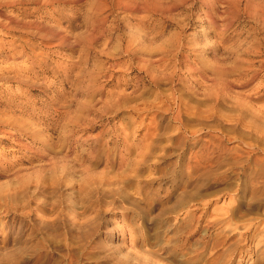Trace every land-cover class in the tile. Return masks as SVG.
Wrapping results in <instances>:
<instances>
[{
	"label": "rangeland",
	"instance_id": "rangeland-1",
	"mask_svg": "<svg viewBox=\"0 0 264 264\" xmlns=\"http://www.w3.org/2000/svg\"><path fill=\"white\" fill-rule=\"evenodd\" d=\"M98 1L0 86V264H264V0Z\"/></svg>",
	"mask_w": 264,
	"mask_h": 264
},
{
	"label": "bare ground",
	"instance_id": "bare-ground-1",
	"mask_svg": "<svg viewBox=\"0 0 264 264\" xmlns=\"http://www.w3.org/2000/svg\"><path fill=\"white\" fill-rule=\"evenodd\" d=\"M98 1V0H97ZM129 1V0H127ZM148 1V0H147ZM99 2V1H98ZM72 3V2H71ZM75 3V2H74ZM136 3V1H135ZM62 4L61 0H28L25 4L21 2V0H8L0 2V33L5 34L7 37H10L11 40L7 43L12 49H8L3 42H0V86L9 81L10 76L13 75V79L21 78L28 76L33 71V66H25L17 63L20 57H23V52L25 48H34L35 42L34 40L39 39L44 44V48L52 49L51 43L53 41H58L56 43L57 48H62L63 46L69 47L71 44L66 37H61L58 31H55L52 27L47 26L48 24H44L43 20H47L48 22H56L57 19H51L47 17H38V20H32L31 18L35 16L36 12H40L41 8L43 10L49 9V11H45V13H56L59 5ZM73 4V3H72ZM119 4V3H118ZM139 4V3H138ZM161 4V3H160ZM254 5V4H253ZM262 5V4H261ZM28 6H31L28 8ZM114 6V5H113ZM130 6V5H129ZM150 6V5H149ZM227 6V5H226ZM104 7V6H103ZM159 7V6H158ZM239 7V6H238ZM255 7V5H254ZM258 7V6H257ZM139 8V7H138ZM151 8V7H150ZM263 10L258 13V10H254L252 12L255 13V17L258 18L255 22L257 23V31H262V36L256 38L252 43H248L243 50V55L247 58H251L252 56L255 59H261V62L264 63V7H260ZM105 9V8H103ZM136 9V8H135ZM155 9V8H154ZM159 10V8H158ZM261 10V9H260ZM101 11V10H99ZM150 11V10H149ZM227 11V10H226ZM249 10H247L248 12ZM251 11V8H250ZM42 12V11H41ZM44 12V11H43ZM154 13V12H153ZM162 13V12H160ZM128 14V13H127ZM245 14V13H244ZM248 14V13H247ZM45 15V14H44ZM133 16V15H132ZM135 16V15H134ZM252 17V15H250ZM213 17V16H211ZM101 18V17H99ZM254 18V17H253ZM98 19V18H97ZM216 19V18H215ZM233 19V18H232ZM84 20V18H83ZM252 20V19H251ZM46 21V22H47ZM97 21V20H95ZM94 21V22H95ZM104 21V20H103ZM215 26H218L215 21H211ZM229 22V21H228ZM91 23V22H90ZM52 24V23H51ZM50 24V25H51ZM57 24V23H56ZM87 24V23H85ZM89 24V23H88ZM209 24V23H208ZM223 24V23H222ZM253 24V23H252ZM91 25V24H89ZM93 25V24H92ZM57 26V25H56ZM101 26V25H100ZM59 27V25H58ZM92 28V27H91ZM60 29V28H59ZM96 29V28H95ZM92 30V29H91ZM99 30V29H98ZM101 30V28H100ZM258 31V32H259ZM93 32V31H92ZM99 33V32H98ZM97 33V34H98ZM105 34V33H104ZM261 34V33H260ZM108 36V35H107ZM257 36V35H256ZM255 36V37H256ZM259 36V35H258ZM22 37H28V43H23L20 41ZM89 37V36H88ZM105 38H107L105 36ZM252 38V37H251ZM89 41V40H88ZM86 41V42H88ZM17 42L19 44H17ZM95 42V41H94ZM93 42V43H94ZM53 44V43H52ZM41 45V44H40ZM75 46V44H73ZM92 45V44H91ZM71 46V45H70ZM43 48V47H42ZM134 48V47H133ZM177 49V48H176ZM33 52V49H30ZM27 51V50H26ZM139 51V50H138ZM242 51V50H241ZM139 53V52H138ZM241 53V54H242ZM136 55V54H135ZM28 56V55H27ZM26 57V56H25ZM40 57V56H38ZM241 57V56H240ZM244 57V59H245ZM252 57V58H253ZM246 58V59H247ZM164 59V58H163ZM167 59V58H166ZM162 60V59H161ZM25 62V61H22ZM29 62V61H28ZM188 62V61H187ZM165 63V62H164ZM186 63V62H185ZM243 63V61H241ZM247 63V62H246ZM259 63V62H257ZM26 64V62H25ZM37 64V63H36ZM245 64V63H244ZM248 64V63H247ZM165 65V64H164ZM192 65V64H191ZM241 65V64H240ZM243 65V64H242ZM254 65V64H252ZM244 66V65H243ZM248 66V65H247ZM41 67V66H40ZM246 67V66H245ZM249 67V66H248ZM146 68V67H145ZM149 68V66H148ZM147 68V69H148ZM226 68V67H224ZM146 69V70H147ZM151 69V68H150ZM148 69V70H150ZM240 69V68H239ZM250 69V68H249ZM264 69V68H263ZM72 70V69H71ZM219 70V69H218ZM230 70V69H229ZM262 70V69H261ZM149 72V71H148ZM234 72V71H233ZM244 72V71H243ZM248 72V71H247ZM256 72V71H255ZM199 73V72H198ZM219 73V72H218ZM238 73V72H237ZM245 73V72H244ZM251 73V71H250ZM254 73V72H253ZM178 74V73H177ZM182 74V73H181ZM195 74V73H194ZM197 74V73H196ZM200 74V73H199ZM255 74V73H254ZM98 75V73H97ZM250 75V74H248ZM247 75V76H248ZM257 75V74H256ZM255 75V76H256ZM45 76V75H44ZM95 76V75H94ZM178 76V75H177ZM30 77V76H29ZM28 77V78H29ZM69 77V76H68ZM98 77V76H97ZM95 77V78H97ZM180 77V76H179ZM201 77V76H200ZM220 77V76H219ZM218 77V78H219ZM95 78H93L95 80ZM254 78V77H253ZM24 79V78H23ZM27 79V78H26ZM175 79V78H174ZM220 79V78H219ZM247 79V78H246ZM259 79V78H258ZM11 80V79H10ZM92 80V79H91ZM240 80V79H239ZM245 80V79H244ZM243 80V81H244ZM13 81V80H12ZM11 81V82H12ZM220 81V80H219ZM242 81V80H241ZM256 81V80H255ZM22 82V81H21ZM236 82V81H235ZM239 82V81H238ZM261 82V81H260ZM96 83V82H95ZM220 83V82H219ZM223 83V82H222ZM224 83H228L225 81ZM263 83V82H262ZM240 84V83H239ZM261 84V83H260ZM222 85V84H221ZM93 86V85H92ZM224 86V85H223ZM227 87V86H225ZM258 87V85H257ZM263 87V86H262ZM253 88V87H252ZM90 89V88H89ZM257 89V88H256ZM95 90V89H94ZM191 90V89H190ZM225 90V89H224ZM258 90V89H257ZM260 90V89H259ZM263 90V89H262ZM261 90V91H262ZM93 91V90H92ZM96 91V90H95ZM264 91V90H263ZM90 92V90H89ZM228 92V90H227ZM95 93V92H94ZM251 94V93H250ZM94 95V94H93ZM220 95V94H219ZM246 95V94H245ZM258 94L254 95L257 96ZM250 96V95H249ZM253 96V95H252ZM251 96V97H252ZM120 102V101H119ZM257 102V101H255ZM260 102V101H258ZM261 103V102H260ZM259 104V103H258ZM263 104V103H261ZM264 105V104H263ZM264 109V107H262Z\"/></svg>",
	"mask_w": 264,
	"mask_h": 264
}]
</instances>
